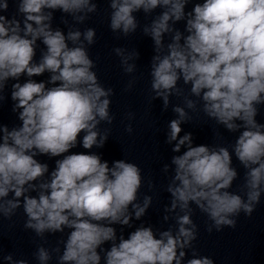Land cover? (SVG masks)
I'll list each match as a JSON object with an SVG mask.
<instances>
[{"label": "clouds", "instance_id": "1", "mask_svg": "<svg viewBox=\"0 0 264 264\" xmlns=\"http://www.w3.org/2000/svg\"><path fill=\"white\" fill-rule=\"evenodd\" d=\"M190 2L109 0V28L117 38L140 27L134 13L148 16L162 9L142 29L154 45L152 99H162L164 110L171 96L184 99L183 106L172 109L177 118L169 122L165 141L175 142L173 153L186 149L172 156L166 188L171 200L163 219L167 222L171 216L175 227L157 233L151 225L141 224L125 238L123 228L118 237L113 225L132 227L133 216L140 220L152 203L147 195L138 202L142 169L125 159L110 166L93 152L67 154L78 143L88 150L102 148L109 130L102 133L99 126L114 120L110 112L114 89L100 82L88 51L96 43V30L75 27L96 13L98 4L15 0L16 12L9 18V0H0V103L7 98L9 81H15L12 111L21 122L11 128L0 124V216L11 220L22 207L24 228L42 239L70 230L54 248L37 246L33 256L38 264H49L53 253L57 264H101L102 259L103 264H214L194 247L198 225L192 206L211 222L206 228L211 233L235 229L240 214L251 217L260 204L264 124L256 116L258 106L264 105V0H202L186 11ZM57 10L63 13L61 23L68 26V16L74 22L66 34L52 26ZM180 21H185L184 32L174 27ZM165 34L170 36L167 44ZM38 40L46 50L36 62ZM113 51L124 72L134 73L136 64L130 61L139 59V52L128 53L123 47ZM45 72L50 73L47 82L32 79ZM22 76L27 77L23 83ZM180 81L189 86V95L178 86ZM133 83L129 81L126 90ZM198 104L217 124L240 133L231 152L224 146H193L191 133L180 135L181 124L191 119L186 109L195 111ZM127 117L132 119L133 113ZM125 130L133 132L131 123ZM233 154L245 169L239 193L230 190L238 178ZM40 155L62 156L50 175L46 176L48 164L36 159ZM162 170L168 173L170 165L165 163ZM108 242L109 249L102 247ZM189 250L191 258H186ZM0 255L6 264H29L11 252L3 254V249Z\"/></svg>", "mask_w": 264, "mask_h": 264}]
</instances>
